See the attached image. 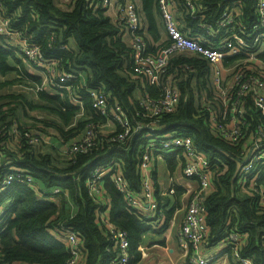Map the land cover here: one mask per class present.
Returning <instances> with one entry per match:
<instances>
[{
	"label": "trees",
	"instance_id": "trees-1",
	"mask_svg": "<svg viewBox=\"0 0 264 264\" xmlns=\"http://www.w3.org/2000/svg\"><path fill=\"white\" fill-rule=\"evenodd\" d=\"M184 1L178 0L180 19L178 16L177 18L191 31L183 30L182 23H179L180 30L189 36L201 35L205 43L216 45L217 39L207 36L200 24H214L223 8L232 7L234 1L196 0L197 11L193 16L186 13ZM0 4L4 14L10 18L11 26L20 32L26 41L39 46L46 58L54 60L58 72L74 73V77L64 84L68 88H62L57 93L36 91L38 99L46 104L28 100L21 93L13 92L5 93L0 99H17L25 110L42 108L56 116L60 123L41 118H36L35 121L54 126L66 144L80 136L88 123L92 122L98 126L105 121L91 106V90L104 92L110 108L114 107L116 102L130 122L131 129L148 121L143 117V111L133 94L138 84L134 82L137 78L134 79L130 75L132 48L122 38V24L114 22L106 14V8L97 6L92 0H67L64 6L55 0H0ZM140 4V13L146 21L151 40L153 43L157 42L153 45L144 37L147 41L146 51L154 54L167 44V41H159L161 24L157 19L160 16L158 2L140 0ZM237 5L240 6L237 21L250 30L257 17L254 1L244 0ZM69 41L74 42L75 49L70 47ZM6 42V38L0 34V76L13 71L16 76L11 80H0V89L15 83V80L16 83L25 81L39 86L42 78L28 73L15 58V53L20 54L18 49L6 46ZM258 58L264 62V52L260 53ZM9 59L17 61L19 67L10 65ZM81 69L85 72V79L80 73ZM166 73V77H171L177 84L180 100L173 112L159 117V125L164 128L154 131L152 137L145 136L146 128L143 127L134 130L131 136L120 144L110 140L121 131L116 125L113 133L100 136L98 146L91 152L77 154L72 160L62 156L63 161L58 162L50 153H39L38 146L31 147L23 138L19 140L18 152L10 151L7 140L13 121H6L3 127L0 126V153L5 160H10L7 165L0 163V178L12 171L11 166H18L26 168L36 181L39 180L44 186L38 190L29 183L14 181L7 188H0V264H64L69 257V250L64 242L65 227L81 237L85 251L82 264H112V259L117 257L114 241L104 223L98 220L97 212H106L110 224L126 231L128 249L132 255L127 264H139L140 253L137 247L141 234L151 228L147 223L148 218L126 205L123 195L108 176L104 181L110 204L108 210L88 194L85 180L93 165L105 167L118 163L128 188L138 191L140 180L137 167L140 150L149 140L157 139L160 134L169 130H176L179 134L190 137L193 145L209 161L212 187L203 196L206 208L205 222L208 227L204 244L225 242L228 233L235 230L244 236L241 245L237 247L239 256L249 258L252 264H264V205L259 202L258 194V190L264 193V163L246 175L243 183L238 178L245 157L243 142L250 134L256 132V126L262 122L259 111L254 108L250 98L246 97L242 127L244 138L239 143H232L210 128L207 121L208 111L196 105V89L200 91L204 88L199 94L211 92L206 60L195 54L174 53L169 57ZM143 84L145 94L157 96L161 93L155 84L147 80ZM70 94L80 99L81 106L70 101ZM0 105V115L4 113V117H0L2 121L7 117V112L2 109L4 104ZM80 107L84 115L75 119ZM32 127L33 124H21L18 128L21 130ZM261 143L264 144V140ZM174 157L173 151L170 157L166 158L169 169L175 165ZM55 187L59 188L60 192L53 193L51 190ZM182 192L183 189L176 185L171 186L164 196L155 190L158 212L165 216V221L178 207V198ZM64 195H68L70 201L77 206L75 214L64 212ZM172 200L173 205L168 208ZM232 246V243L225 245L223 251L232 264H236Z\"/></svg>",
	"mask_w": 264,
	"mask_h": 264
},
{
	"label": "built area",
	"instance_id": "built-area-1",
	"mask_svg": "<svg viewBox=\"0 0 264 264\" xmlns=\"http://www.w3.org/2000/svg\"><path fill=\"white\" fill-rule=\"evenodd\" d=\"M233 1L235 4L232 7L223 8L214 24H200L207 32V36H218L217 44L213 45L205 43L201 35L189 36L180 30L177 15H175V9H178L180 5L178 0H157L166 36L163 41H167V44L152 54L146 51L147 41L144 38L141 16L135 0H121V2L118 0V15L113 21L122 24V33L127 36L128 45L133 51L130 75L134 79L145 78L149 83L155 84L161 93L157 96L144 93L136 98L143 111V117L148 121L131 129L130 122L116 102L114 107L110 108L104 92L91 90V106L95 112L105 118V121L121 128V131L112 136L110 140L121 144L131 136L134 130L144 127L146 128L145 136L152 137L154 131L164 128L159 125V117L167 112H173L180 100L177 84L171 77H166L169 57L174 53L189 51L206 60L209 66L210 90L213 93L211 94L212 103L201 107L208 111L207 121L212 130L232 143H239L244 138L242 127L246 112L244 109L246 97L250 98L254 108L262 117V122L256 126V132L250 134L243 142L245 157L244 164L239 170V181L243 183L246 175L255 171L259 164L264 163V144L261 143L264 140V62L258 58V55L264 52V0H253L257 17L250 30L237 21V16L240 15V6L237 3L244 0ZM92 2L102 8H107L112 4V0H92ZM183 6L190 16L197 11L194 0H185ZM0 34L6 38V46L18 49L29 68H38L41 72L42 81L39 86H36V91L45 90L48 86L57 90L68 88L64 84L74 77V73L58 72L54 60L46 58L39 46L26 41L21 33L11 26L10 18L4 14L1 4ZM134 82L136 83V80ZM70 101L81 106L80 99L74 94H70ZM83 115V109L80 107L75 119ZM99 126H95L92 122L88 123L80 136L73 138L59 149V155L72 160L77 154L91 152L98 146L100 136H107L101 134ZM12 133L19 140L23 138L25 143L33 148L46 141L42 135L29 128L20 130L18 126H13ZM170 151L175 152L181 164L182 176L198 183V188L190 194L186 202L176 232L178 245L184 252L186 264H209L215 256L214 254L203 256L201 246L208 236L203 196L212 187V176L207 157L193 145L190 137L181 135L176 130H169L160 134L157 139L152 138L143 146L137 167L140 180L138 191H131L128 188L118 163L105 167L93 165L85 180L88 194L96 203L107 207L106 201L104 203L106 194L104 181L108 176L123 195L129 208L144 218H153L155 223L162 224L164 215L158 212L152 159L157 155L166 156V153ZM14 181L29 183L36 188L37 181L26 168L18 167L8 171L0 178V188H7ZM51 191L57 193L60 189L55 187ZM258 194L259 202L264 205V193L258 190ZM97 217L100 222L104 223L114 241L117 257L112 259V264H127L132 255L129 253L126 231L110 224L107 221L106 212H97ZM1 232L2 229H0V235ZM63 234L64 242L69 250V257L64 264H82L85 251L81 237L66 227ZM243 237L233 230L228 233L224 245L231 243L234 245L231 250L236 264H252L249 258L239 256L237 247L241 245Z\"/></svg>",
	"mask_w": 264,
	"mask_h": 264
},
{
	"label": "crops",
	"instance_id": "crops-1",
	"mask_svg": "<svg viewBox=\"0 0 264 264\" xmlns=\"http://www.w3.org/2000/svg\"><path fill=\"white\" fill-rule=\"evenodd\" d=\"M112 7H107L106 8V14L114 20V18L118 15L117 11L119 8L118 5V0H113L112 1ZM137 10L141 12V4L140 0H135ZM61 6H64L62 4ZM175 15L178 16L180 19V14L178 9H175ZM141 16V23H142V28H143V33L146 39L148 40L149 43H152L153 45H156L157 42H152L151 37L149 35V32L147 30L146 26V21L144 20L142 14L140 13ZM177 18L178 22L181 24L182 23V28L186 32L191 31L186 24L183 21H179ZM158 22L161 24L159 27V33H160V42L166 39L165 36V31L163 29V25L161 22V17L159 16ZM178 23V24H179ZM216 39H218V36H213ZM123 40L124 42L128 43L127 36L123 34ZM21 55L19 53H15V58L21 62L23 65V68L28 71L31 75L34 76H39L41 78V72L38 70V68H29L26 63L24 62L22 56L21 59L19 58ZM8 63L12 65L14 68H18L19 65L17 61L14 59H9ZM14 74L12 77L11 75ZM16 76L15 71L8 73L5 76H0V80L4 79H14ZM84 81V79H81ZM148 81V80H147ZM146 82L145 78H137L136 79V86L133 94L137 98L140 95L144 94L142 86L144 85L143 83ZM16 83V82H15ZM14 84V83H12ZM11 85V84H9ZM15 86V85H13ZM5 87V86H4ZM2 87L1 89H3ZM0 89V90H1ZM18 91V90H17ZM46 93H57L58 90L55 88H52L51 86H48L44 90ZM5 92H0V96H3ZM17 93V92H13ZM33 98L38 99V95H34ZM5 100L4 98L0 99V103H3ZM34 102H37L34 100ZM6 106L4 105L2 109H5ZM46 112L45 116H49L45 120H54L57 123H60V120L54 116L53 114ZM22 117H26V119L34 121L36 118L39 119L42 117L40 116H34L33 114H27L25 115L23 112H21ZM37 124V125H36ZM51 124L49 123H43V122H37L35 121L34 127H32V131L39 133L42 135L46 141L39 145L37 149L39 150V153H50L54 158L57 156V153L59 149L64 147L66 145V141H63L62 138L59 136L58 131L55 129L54 126H50ZM12 127L15 126V124L11 125ZM12 127L9 129V139L7 140V146L10 151L13 152H18L19 148V138L14 136V133H12ZM100 132L102 135H109L113 133L116 129L113 123L107 122V121H102L99 126ZM173 151L167 152L166 156H160L157 155L154 157L155 160H157L156 167L152 166V175L154 178V187L155 190L157 191L158 194L161 196L166 195L168 189L171 187V185H176L179 186L183 189L182 194L178 198V207L173 211L171 216L167 221H165V216L163 217V222L162 224L155 223V219L151 218L147 220V223L151 225V228L144 233L141 234L140 241L138 244V251L140 253V261L139 264H186V258L184 256V252L181 250V248L178 245L177 239H176V232L177 229L180 225L183 212L186 206V202L188 201L190 194L195 192V190L198 188V183L193 180V179H187L184 178L181 174V164L179 163V160L174 157L175 159V165L172 169L168 168L167 165V157H170ZM59 154V153H58ZM56 159V158H55ZM4 162V165L10 164V160H5L4 156L1 155L0 153V163ZM12 168H18V166H11ZM9 167V168H11ZM173 185V186H174ZM36 188L38 190H41V187L43 188L41 183H39V180L35 184ZM66 194V193H65ZM66 198V203L64 204V212L66 214H75L77 211V206L74 205L68 195H64ZM106 194L104 195V203L108 204V206H104L106 210L109 209L110 204H109V198H106ZM52 199L56 202L57 199L52 197ZM107 199V200H106ZM173 205V200L169 202L168 208H170ZM165 221V222H164ZM160 223V222H159ZM224 242H219V243H214V244H208V243H203L201 246V254L203 256H208L211 254H214L215 258L210 262V264H232L231 260L226 256L223 251L224 247Z\"/></svg>",
	"mask_w": 264,
	"mask_h": 264
},
{
	"label": "rangeland",
	"instance_id": "rangeland-1",
	"mask_svg": "<svg viewBox=\"0 0 264 264\" xmlns=\"http://www.w3.org/2000/svg\"><path fill=\"white\" fill-rule=\"evenodd\" d=\"M56 3L58 4H64L66 1L65 0H55ZM113 1V0H112ZM196 1V0H194ZM113 4V2H112ZM112 4L109 7H112ZM69 45L71 48L75 49V45L73 41H69ZM183 54L186 55H192V52L189 51H184L182 52ZM21 55V54H20ZM21 59V56L19 57ZM80 73L83 75L84 79H85V72H83V70H80ZM12 77L14 76V74L11 75ZM17 80H15L14 82H16ZM15 85V86H13ZM195 86V85H194ZM36 86H34L33 84H29L28 82H21V83H14L11 85H6L3 89L0 90V92H17V93H21L26 99L31 100V101H38L39 104H46L45 101H41L40 99H36L33 98L34 95H36ZM18 90V91H17ZM204 88L200 89V91H203ZM199 90L196 89V94H195V101H196V105L197 107H201V106H205L206 104H210L212 103V98L210 97V94H212V92L210 91H206L204 94H199L200 93ZM216 94H218L216 92ZM0 104H4L6 106V108L4 109V112H7V117L0 121V126L3 127V125H5L6 121H13L12 124H15V126H21V124L26 126H30L31 124L35 125V120H29L26 119V117H22L21 116V112H23L25 115L27 114H33L34 116L38 115H42L41 119L44 120L46 118H48L49 116H45L46 112L45 109L42 108H36V109H28L25 110L23 108V106L19 103V100L17 99H12V98H8V100H5L3 103ZM3 105V106H4ZM1 106V105H0ZM2 106V107H3ZM0 117H4V113L2 115H0ZM37 125V124H36ZM57 161L62 162V157H60L58 154L57 156H55ZM156 163L157 160H155L154 158L152 159V165L153 167H156Z\"/></svg>",
	"mask_w": 264,
	"mask_h": 264
}]
</instances>
